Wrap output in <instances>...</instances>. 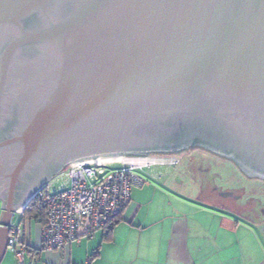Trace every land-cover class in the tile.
<instances>
[{"label": "water", "instance_id": "1", "mask_svg": "<svg viewBox=\"0 0 264 264\" xmlns=\"http://www.w3.org/2000/svg\"><path fill=\"white\" fill-rule=\"evenodd\" d=\"M189 147L264 181V0H0V264L68 164Z\"/></svg>", "mask_w": 264, "mask_h": 264}, {"label": "crops", "instance_id": "2", "mask_svg": "<svg viewBox=\"0 0 264 264\" xmlns=\"http://www.w3.org/2000/svg\"><path fill=\"white\" fill-rule=\"evenodd\" d=\"M187 171V163L181 162L166 180L134 187L107 237L100 229L63 252L42 249L41 228L32 243L31 222L26 239L39 254L25 251L23 264H82L89 256V264H264V184H247L258 189L257 197H244L231 188L213 187L212 198L199 192V203L220 210L206 212L210 226L203 220L205 212L194 213L178 192ZM226 192L234 195L221 194ZM13 258L7 264H19Z\"/></svg>", "mask_w": 264, "mask_h": 264}, {"label": "built area", "instance_id": "3", "mask_svg": "<svg viewBox=\"0 0 264 264\" xmlns=\"http://www.w3.org/2000/svg\"><path fill=\"white\" fill-rule=\"evenodd\" d=\"M179 163L175 154H151L68 164L14 212L9 225L8 248L19 264H23V212L36 208L44 214L42 249L63 252L82 239L91 238L105 226L109 228V223L131 200L134 187L151 180H166ZM90 260L91 256L82 264H89Z\"/></svg>", "mask_w": 264, "mask_h": 264}, {"label": "rangeland", "instance_id": "4", "mask_svg": "<svg viewBox=\"0 0 264 264\" xmlns=\"http://www.w3.org/2000/svg\"><path fill=\"white\" fill-rule=\"evenodd\" d=\"M174 155V153H173ZM175 156H178L180 159V163L183 162L187 163L188 170V178H183V184L182 187H180V191L183 195L186 196V201L191 203L193 205L194 213L195 210L199 209L198 212L204 213V218L206 217V222L211 226L212 219H207V213L206 212H212V211H220L219 209L211 206V205H205L199 203L195 198L197 195H199V192H203L205 195H208V197H211V195H215L216 192H214L213 187L217 188H231L236 193H242V195L245 197L249 196H255L257 197L259 195L258 189L255 188V186H247L249 183H259L264 184V181L258 179V178H250L247 177L238 167L234 166L233 162L229 159H226L224 157H220L216 154H213L211 152L205 151V149L202 148H196L193 147L187 152H184V155H178L175 154ZM179 163V164H180ZM173 173V172H172ZM181 174H186V172L183 170L180 171ZM172 175V174H171ZM193 179V181H192ZM198 179L201 181V187L198 185ZM258 179V180H256ZM151 183L157 184L159 182L157 181H150ZM149 182V183H150ZM149 183H146L144 187H146ZM258 185V184H257ZM134 189V188H133ZM201 216V215H199ZM209 216V214H208ZM210 217V216H209ZM40 224L37 222H33L31 224L30 228V238L31 242L35 244V242L38 241L39 234H40ZM14 255L11 252L10 248H7V251L4 255V258L1 262V264H7L8 260L11 259L14 260ZM27 264V263H26Z\"/></svg>", "mask_w": 264, "mask_h": 264}, {"label": "trees", "instance_id": "5", "mask_svg": "<svg viewBox=\"0 0 264 264\" xmlns=\"http://www.w3.org/2000/svg\"><path fill=\"white\" fill-rule=\"evenodd\" d=\"M196 148H199V147H196ZM207 152H209V151H207ZM174 154H178L180 156V153H174ZM234 166H236V165L234 164ZM256 180H258V179H256ZM120 215H121V213L109 223L110 224L109 228H107V226H105L102 229L104 232V235H105L104 238L109 235L112 227L116 224V222L120 218ZM43 216H44L43 212H38L36 208H33L32 210H27V211L25 210L23 212V228H24V235H25L24 244H25V251L28 253H31V252L36 253V251H33L29 248L30 246H29V243L27 242V239H26V232H27L31 222H37L41 226V224L43 223V219H44ZM37 254H39V253H36L35 255H37Z\"/></svg>", "mask_w": 264, "mask_h": 264}, {"label": "flooded vegetation", "instance_id": "6", "mask_svg": "<svg viewBox=\"0 0 264 264\" xmlns=\"http://www.w3.org/2000/svg\"><path fill=\"white\" fill-rule=\"evenodd\" d=\"M191 148H193V147H189V148H187V149H185V150H182V151H180V152H178V153H180V155H184V152H187V151L190 150ZM232 195H234V194H232Z\"/></svg>", "mask_w": 264, "mask_h": 264}, {"label": "bare ground", "instance_id": "7", "mask_svg": "<svg viewBox=\"0 0 264 264\" xmlns=\"http://www.w3.org/2000/svg\"><path fill=\"white\" fill-rule=\"evenodd\" d=\"M109 159H113V158H109ZM22 207H23V206H22ZM22 207H21V208H22ZM21 208H20V209H21Z\"/></svg>", "mask_w": 264, "mask_h": 264}]
</instances>
